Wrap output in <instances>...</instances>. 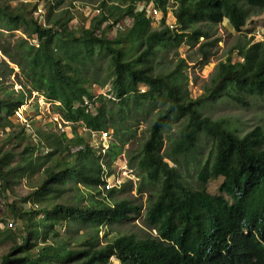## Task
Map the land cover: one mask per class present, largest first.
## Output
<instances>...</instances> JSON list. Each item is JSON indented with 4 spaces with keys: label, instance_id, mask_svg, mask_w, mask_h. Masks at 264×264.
<instances>
[{
    "label": "trees",
    "instance_id": "obj_1",
    "mask_svg": "<svg viewBox=\"0 0 264 264\" xmlns=\"http://www.w3.org/2000/svg\"><path fill=\"white\" fill-rule=\"evenodd\" d=\"M6 2L0 0V12L8 18L3 28L25 25L28 36L0 46V224L5 227L0 226V240L14 241L0 264H110L112 257L118 264H264V122L241 134L230 121L203 112L205 103L227 86L229 96L243 106L250 94L264 101V39L252 36L237 44L241 59L221 61L213 89L200 96L191 94L186 60L178 56L182 44L199 43L208 61L215 45L209 28L227 18L241 31L249 15L245 3L264 10V0H174V25L165 22L166 0H101L99 13L85 27L71 26L70 9L50 5L42 25L25 2ZM140 2L163 9L160 20L146 7L137 8ZM204 20L207 28L198 25ZM116 23L122 27L108 34ZM201 37L206 40L200 42ZM101 51L111 61L103 80L112 78L106 94L95 90ZM16 67L26 80L18 89L7 83L10 75L19 74ZM33 91L69 122L72 135L58 130L51 114L49 122L35 127L28 117L31 131L16 119ZM142 119L149 122V135L127 161L139 177L136 192H148L143 213L127 196L117 198V187L102 188L105 173L127 153L124 146ZM175 122L179 128L173 130ZM79 128L110 129L114 139L102 153ZM204 134L213 137V148L201 162L195 151ZM164 135L170 142L165 153ZM182 156L196 161L201 186L186 182ZM220 177L217 193L208 191L207 183ZM24 181L30 191L20 194L17 188ZM10 214L14 225L7 228ZM142 214V224L155 234L142 228L100 242L104 225ZM63 221L67 237L58 229ZM73 222L87 225L75 243Z\"/></svg>",
    "mask_w": 264,
    "mask_h": 264
},
{
    "label": "rangeland",
    "instance_id": "obj_2",
    "mask_svg": "<svg viewBox=\"0 0 264 264\" xmlns=\"http://www.w3.org/2000/svg\"><path fill=\"white\" fill-rule=\"evenodd\" d=\"M100 1L101 0H73L72 3H70V0H8V2L6 3L11 6H15L19 2H25L26 11H28L29 9L32 10L31 14H34V16L37 18V21L42 25L46 24L45 14L47 13L50 5L61 7V10L70 9L74 16V19L70 22L71 26L78 27L79 25H84L85 27L90 25L91 19L97 14L95 9L98 7ZM119 1L120 0H114V2ZM152 3L153 2L147 4V7H150V14L156 16L160 20L163 11V9H161L162 5L158 6L162 10H160L161 12L159 11V9L153 12L154 7ZM138 4L139 5H137V8L140 9L144 7L143 2H140ZM165 5L167 6V12H163L165 13V22L169 25H174L176 20L174 16V0H166ZM35 6L38 7L34 9ZM250 7L251 6L248 3H245V8L248 9L247 13L249 15L246 20V25L242 28L241 31L235 30L233 25L227 18H224L223 20L215 23L211 28H209L212 32L211 39L215 40V45L211 49V54L208 61L205 62L204 58L199 52V43L194 46L182 44L179 47L178 56L185 58L186 60L185 72L188 75L189 89L193 96H200L201 94L208 93L213 89V77L217 70V66L221 61L228 58H233L234 60L241 59L236 47L237 44L244 43L245 40L252 36H254V41H260L264 39V10L251 9ZM39 8H41L42 10H39ZM7 19L8 18L4 16L2 12H0V46H5L7 42L13 41L20 36H28V32L25 31V25L17 30L4 29L3 27H5V21ZM198 25H202L203 28L208 27L207 21L205 20L198 22ZM113 32L116 33L117 29L108 30V34L110 35H112ZM31 40H34V38ZM205 40L206 39L204 37L200 38V42ZM1 56H4L2 52H0V57ZM96 59L98 60V63L95 69H100L99 73L101 76V80L98 84H96V87L106 94L107 88L111 85L112 78H110L106 83H104L103 80H105L106 76L108 75L107 72H109V70L111 71V66L106 70L111 62L110 56L107 52L101 51L98 55H96ZM87 64L90 65V60H87ZM15 71H19L18 67L15 68ZM11 82H14L13 87L18 89L19 86H22L19 83L26 82V80L19 71V74L10 75L8 77L7 83ZM141 88L143 90L146 89V87L143 85ZM230 91L231 90L229 86H227L219 93H217L214 97H212L209 101H207L203 107L204 114L210 116L213 119L224 118L226 119L225 121H230L232 123V127H237L238 131L241 134L249 131L255 124L264 122V101L261 98L257 97V95L255 94H250L248 99L249 104L243 106L229 96ZM32 95L33 96L29 100L26 112L28 116H32L34 118L32 119L35 127L39 125L37 124L38 122H44V120H47L49 117V113H53L51 109L53 108V104L46 101L44 97L38 94L36 91H33ZM148 126L149 122L145 119H142L137 129L136 135L131 139L130 142H128V144L124 146L127 153L121 154L118 157V162L122 160L127 161L128 157L131 154L137 153L139 147L149 135V132L147 131ZM178 128L179 124L178 122H175L173 130ZM108 131L111 132L110 129H108ZM111 134L112 137H110L109 139L113 140V132ZM97 135L99 136L100 133ZM169 145L170 142L164 135V144L162 147L163 153L169 150ZM212 148L213 137L211 135L204 134L201 138V141L199 142V148L197 149V151H195L196 155L201 159V162H204L205 158L210 153ZM165 159L168 162H171L173 166H178L167 156H165ZM180 162H182V164L184 165L183 170L187 172V174H185L186 182L193 187L201 186V179H199L197 176L199 168L196 161L193 158H188L187 160V157L182 156L180 158ZM35 176L36 178H39L40 174ZM136 177L139 179L137 175ZM24 182L17 188V191L20 194H26L30 191V189L27 187L28 185L26 181ZM129 182L130 181H128L124 188L118 189L119 191L117 192V198L127 196L142 208L143 213L146 208L148 192H136L135 186L138 185L139 180L135 182L132 180L133 188L130 186ZM221 182V177L215 180H210L207 183L208 191H210L211 193H217L218 187ZM72 193H74V191L71 190L68 195H71ZM14 198L16 197L9 195V200H13ZM3 203L4 199H2L0 196V216H2L4 210ZM7 218H9V221H14L11 214L8 215ZM142 218L143 214L136 217H130L128 219H119L118 221L104 225L99 231L100 242L104 243L108 238L114 237L117 232H140V229L142 228L149 233L155 234V231L153 229H148L142 224ZM63 222L64 225L62 227H58V229H60L65 235V232H67V223L66 221ZM3 225V223L0 224L1 228L3 227ZM18 225L19 223H17V227ZM86 227L87 225L85 223L73 222L71 229V231H73V233L71 234L74 237L73 243H75L76 240L86 232ZM112 229L114 232L106 235V233L109 232L108 230ZM15 231L18 235L22 234L19 229H14V232ZM65 236L67 237V234ZM12 244H14V241L12 239L0 240V261L1 255L4 254ZM111 264H118V262L114 261Z\"/></svg>",
    "mask_w": 264,
    "mask_h": 264
},
{
    "label": "built area",
    "instance_id": "obj_3",
    "mask_svg": "<svg viewBox=\"0 0 264 264\" xmlns=\"http://www.w3.org/2000/svg\"><path fill=\"white\" fill-rule=\"evenodd\" d=\"M144 7H146V10L150 14L151 13V11L149 10L150 7H147V5L144 6ZM153 7H154V11L153 12H155L157 10V8L154 6V4H153ZM39 10H42V9L39 8ZM95 10H96V12L98 14L99 13V8L97 7ZM152 16H154V15H152ZM119 27H121V24L120 23H116L113 26L112 30L113 29H118ZM109 87L107 88V91L110 89ZM100 93H102V92H100ZM107 96L110 97V98H114L115 99V97L113 96L112 93L111 94L108 93ZM28 103H29V101H28ZM28 103L23 104L21 107H19V109L15 113V117H16V119L18 121L25 122L26 123V129L28 131H31L32 126H31L30 122H31V119L33 117L32 116H28L25 113L26 110H27ZM86 104H88L87 101H86ZM89 107H91L93 109L92 103L89 105ZM52 112H53V110H52ZM49 114H51L52 117L54 118V120L57 121V129L58 130L63 132V131H65L67 129V126H69V122L68 121H66L64 119H61L60 116L58 114H56L55 112L49 113ZM28 117L31 118V119H29ZM111 133H112V131L110 132L108 130L100 131V137H99L100 139L96 143V146L99 148L100 152L105 153L106 149L109 147V143L111 141L109 138L112 137ZM112 173L111 174H108L107 172L105 173V181L106 182L104 183V188L106 190L113 188L114 185H116V184L117 185H121L128 178L132 179L134 181H136L138 179L136 177L133 169L131 167H129L126 162L119 163L117 166H115L114 171ZM13 225H14L13 221H9L8 224H7V228L8 227L9 228L13 227ZM4 230H5V227L3 226L2 227V231H4ZM115 260H116V258L112 257V262H114Z\"/></svg>",
    "mask_w": 264,
    "mask_h": 264
},
{
    "label": "crops",
    "instance_id": "obj_4",
    "mask_svg": "<svg viewBox=\"0 0 264 264\" xmlns=\"http://www.w3.org/2000/svg\"><path fill=\"white\" fill-rule=\"evenodd\" d=\"M95 90H96L97 94L102 92L101 90L97 89L96 86H95ZM66 131L69 135H72V128L70 126H67ZM79 132L85 137V139L91 141L92 144L96 143L100 139L99 138L100 135L99 136L97 135L100 133V131L94 132V131H91V130L86 129V128H79Z\"/></svg>",
    "mask_w": 264,
    "mask_h": 264
},
{
    "label": "clouds",
    "instance_id": "obj_5",
    "mask_svg": "<svg viewBox=\"0 0 264 264\" xmlns=\"http://www.w3.org/2000/svg\"><path fill=\"white\" fill-rule=\"evenodd\" d=\"M249 4V3H248ZM250 5V4H249ZM97 143V142H96ZM96 143H94L95 145H96ZM123 162H126L127 163V165L130 167V165L128 164V161H126V160H122V161H120V162H118V158L115 160V162H114V166H113V168H112V172L114 171V168H115V166H117L119 163H123ZM111 172V173H112ZM110 173V174H111ZM135 173V172H134ZM113 174V173H112ZM137 180H139V179H137ZM136 180V181H137ZM128 181H131L132 182V179H126L121 185H114V187L113 188H115V187H117L118 189H122V188H124L125 187V185L128 183ZM134 181V180H133ZM106 182V181H105ZM104 182V183H105ZM135 182V181H134ZM130 183V182H129ZM102 188H103V191H107V190H109V189H105L104 188V184L102 185ZM156 233V232H155ZM231 264H233V263H231Z\"/></svg>",
    "mask_w": 264,
    "mask_h": 264
}]
</instances>
